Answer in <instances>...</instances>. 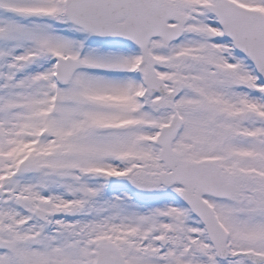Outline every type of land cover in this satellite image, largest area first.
<instances>
[{
    "label": "snow or ice",
    "instance_id": "obj_1",
    "mask_svg": "<svg viewBox=\"0 0 264 264\" xmlns=\"http://www.w3.org/2000/svg\"><path fill=\"white\" fill-rule=\"evenodd\" d=\"M0 264H264V0H0Z\"/></svg>",
    "mask_w": 264,
    "mask_h": 264
}]
</instances>
